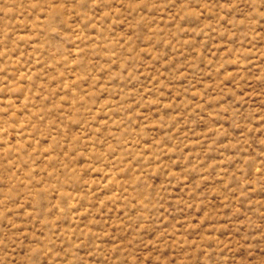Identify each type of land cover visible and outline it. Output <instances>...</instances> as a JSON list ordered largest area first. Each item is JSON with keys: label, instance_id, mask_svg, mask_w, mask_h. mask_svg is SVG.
<instances>
[{"label": "rangeland", "instance_id": "374dc122", "mask_svg": "<svg viewBox=\"0 0 264 264\" xmlns=\"http://www.w3.org/2000/svg\"><path fill=\"white\" fill-rule=\"evenodd\" d=\"M0 264H264V0H0Z\"/></svg>", "mask_w": 264, "mask_h": 264}]
</instances>
